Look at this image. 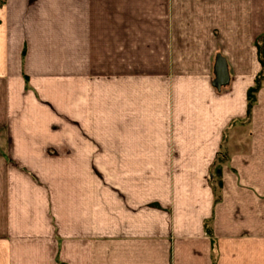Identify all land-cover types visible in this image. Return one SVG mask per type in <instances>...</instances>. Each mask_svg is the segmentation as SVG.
I'll list each match as a JSON object with an SVG mask.
<instances>
[{"label": "crops", "instance_id": "crops-1", "mask_svg": "<svg viewBox=\"0 0 264 264\" xmlns=\"http://www.w3.org/2000/svg\"><path fill=\"white\" fill-rule=\"evenodd\" d=\"M263 34L264 0H0V264H264Z\"/></svg>", "mask_w": 264, "mask_h": 264}, {"label": "trees", "instance_id": "trees-1", "mask_svg": "<svg viewBox=\"0 0 264 264\" xmlns=\"http://www.w3.org/2000/svg\"><path fill=\"white\" fill-rule=\"evenodd\" d=\"M257 48H258V54H259V60L262 64V70L257 78V84L251 88L248 92V99H249V111L252 108V105L254 104L255 101V93L259 90L261 82L264 80V34L261 35L258 39H257ZM225 156V153L222 152L221 154H219V161H223V157ZM221 166L219 163H216L215 165V171H214V176L216 179L217 184L220 186L222 185V181H221Z\"/></svg>", "mask_w": 264, "mask_h": 264}, {"label": "water", "instance_id": "water-1", "mask_svg": "<svg viewBox=\"0 0 264 264\" xmlns=\"http://www.w3.org/2000/svg\"><path fill=\"white\" fill-rule=\"evenodd\" d=\"M216 84L220 87L229 81V73L227 68V62L224 57L218 56L216 64Z\"/></svg>", "mask_w": 264, "mask_h": 264}, {"label": "rangeland", "instance_id": "rangeland-1", "mask_svg": "<svg viewBox=\"0 0 264 264\" xmlns=\"http://www.w3.org/2000/svg\"><path fill=\"white\" fill-rule=\"evenodd\" d=\"M151 18H148L147 17V20H150ZM68 45V48L66 49L67 52L70 53V56L72 57L73 53H72V44H67ZM126 45V50L129 51V59H128V62H130V66L133 68V69H130L129 70H134L135 68L134 67H137L136 65V51H137V47L138 45L137 44H125ZM128 65V67H130ZM127 67V66H126ZM67 70L71 71L72 72V64H70L69 66H67ZM136 70V69H135Z\"/></svg>", "mask_w": 264, "mask_h": 264}]
</instances>
